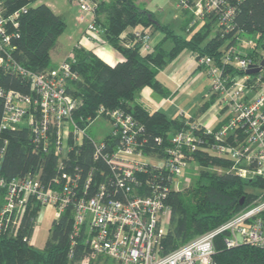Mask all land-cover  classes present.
<instances>
[{"label": "built area", "instance_id": "2783aa9c", "mask_svg": "<svg viewBox=\"0 0 264 264\" xmlns=\"http://www.w3.org/2000/svg\"><path fill=\"white\" fill-rule=\"evenodd\" d=\"M79 1L82 12L96 14L97 0ZM223 3L177 0L176 7L180 12L191 10L193 18L188 26L192 27L211 11L220 10ZM233 10L230 7L222 13L221 24L232 19ZM27 11L26 5L7 10L0 0V73L11 72L30 80L29 92L0 84L4 103L0 132L26 129L35 152L53 150L56 154L57 172L46 179L40 164L12 177L0 172V237L15 234L27 211L38 208L37 222L42 208L51 205L52 223L70 213L71 245L82 237L88 247L79 264H94L100 256L114 264H215L219 236L227 247L248 243L264 248V186L259 187L253 200L215 228L168 253L163 252L162 245L171 211L166 195L171 188L180 189L193 161L190 156L203 136L210 137V152L230 161L229 171L264 181V67L248 73L260 62L242 50L253 47L254 40L239 37L242 49L235 44L226 48L219 62L213 56L194 53L198 68L210 80L209 94L214 97L210 117L215 125L211 119L182 117L184 125L169 136L163 149L147 152L145 125L124 108L101 104L94 117L78 114L80 102L67 91L70 80L77 78L73 59L66 57L57 66L40 72L15 59V29ZM90 29L99 32L94 23ZM136 35L141 37L139 31ZM151 37L144 35L145 49L153 47ZM98 116L110 124L101 138L87 129ZM201 130L203 135L197 133ZM85 138L94 144V161L102 159L107 168L84 173L68 167L70 152ZM8 146L5 139L0 157ZM149 172L156 182L146 194L140 191L144 187L141 177ZM26 239L34 244L32 236Z\"/></svg>", "mask_w": 264, "mask_h": 264}, {"label": "trees", "instance_id": "16d2710c", "mask_svg": "<svg viewBox=\"0 0 264 264\" xmlns=\"http://www.w3.org/2000/svg\"><path fill=\"white\" fill-rule=\"evenodd\" d=\"M4 2L7 10L23 5L28 8L15 29V59L33 71L51 68L52 53L67 25L64 17L39 0ZM97 2L93 22L99 31H104L108 42L122 54L123 59L111 65L95 51L75 46L67 58L74 60L72 68L77 78L70 80L67 91L79 100L78 114L85 118L94 117L101 104L107 108L121 107L131 112L145 125L147 152L161 151L169 136L179 130L184 122L181 118H169L161 111H148L134 102L135 95L146 86L167 95L158 73L181 52L189 49L192 53L213 56L219 62L224 50L234 44L238 46L237 40L242 37L253 39L254 44L251 48L242 49L238 46V49L245 50L257 63L264 58V0H224L220 10L211 11L192 27L188 26L190 18H193L192 12L186 9L184 24L179 26L185 34L177 32L171 24H162L150 9L141 7L137 0ZM230 7L234 9L230 17L232 19L221 24L219 18ZM157 30L164 34L163 40L145 49L144 35H152ZM137 31L141 37L136 35ZM165 41H170L171 46H164ZM0 84L22 92L30 91V80L11 72L0 73ZM213 101L214 97L208 99L199 106L198 111H205ZM3 104L0 98V121ZM199 112L193 119L199 118L202 113ZM197 133L203 135L202 130ZM159 137L163 138V142L159 141ZM5 139L9 140V146L6 154L0 157V172L5 177L24 174L39 164L46 179L57 172L56 154L53 150L35 152L26 129L1 131L0 151ZM209 139V136H203V142L190 156L191 160L201 165L193 183L186 190L171 188L166 195L171 211L167 231L162 238L164 253L233 216L258 195L256 191L259 186H264L263 180H249L229 171L230 161L208 150ZM94 153V144L85 138L82 144H77L70 152L68 167L84 173L90 170L96 173L100 168H107L102 159L94 161ZM219 168L221 170H217ZM141 179L144 187L140 191L150 194L153 182H156L153 173L142 175ZM242 198L244 203L241 205ZM37 214L38 208L27 211L15 234L0 237V264H79L87 254L88 247L82 237L71 245L70 213L53 221L43 249L35 248L26 239L34 232V218ZM214 260L215 264H264V248L248 243L227 247L219 236L216 239ZM94 264L114 262L100 256Z\"/></svg>", "mask_w": 264, "mask_h": 264}, {"label": "crops", "instance_id": "0c3cea01", "mask_svg": "<svg viewBox=\"0 0 264 264\" xmlns=\"http://www.w3.org/2000/svg\"><path fill=\"white\" fill-rule=\"evenodd\" d=\"M177 19L180 20L179 26L182 25L185 20V18ZM78 23L80 24V26H78L76 35L69 36L70 40H68V43L70 47H66L67 45L59 40L57 48L52 53V67L57 66L61 61L68 57V55L72 52L71 50L75 46H83L87 49L95 51L101 58H103L111 65H114L123 59L122 54L108 42L104 31L101 30L99 32H94L93 34H91V32H88V19L84 22L78 20ZM151 36V42L154 46L164 38V34L160 30L153 32ZM163 44L166 47L171 46V44H167V41H165ZM174 65H178L174 70V75H169V72H167V74L164 72L166 69H169L171 67L173 68ZM193 68L194 70L199 69L195 62L194 53L190 51L189 56L186 55V57H184L182 61L181 59H179L174 63L173 60L159 71L158 77L163 82L166 88L167 95H163L155 91L153 88L146 86L136 93L134 102L142 105L150 112L161 111L165 113L169 118H182L190 115L194 117L198 116V113L197 115H195L191 113V110L195 106H197L198 103L199 106H201L205 101L211 99L212 97L209 94L210 82L207 83L205 85V88L201 90H199V86L197 83L193 84L194 79L192 80V77L194 75L190 76L188 87L187 85H185L186 82L181 83V81L190 74ZM160 74L165 77L166 81L162 79ZM205 81H208V77ZM185 92L187 94H190L191 96L195 95L193 102L190 103V105H188L186 108L182 105L184 102L183 94ZM212 106L213 104L207 107L205 111L198 112H202L201 114H199V118H202L204 120L211 119L210 123L215 125V119L210 117V115L212 114V112H210V108Z\"/></svg>", "mask_w": 264, "mask_h": 264}, {"label": "rangeland", "instance_id": "374dc122", "mask_svg": "<svg viewBox=\"0 0 264 264\" xmlns=\"http://www.w3.org/2000/svg\"><path fill=\"white\" fill-rule=\"evenodd\" d=\"M43 3L48 4L55 12L59 13L64 17V19L67 22L65 30L61 33L59 36V40L65 43L67 46L70 47L68 40L70 35H76L78 26L80 24L78 23V20L81 22L89 20L88 25V32H93L90 29V24H93L95 15L94 13H86L82 12L80 8V1L79 0H39ZM177 0H137V3L144 8H148L152 11V13L161 21L162 24H171L174 26L177 32L185 34V32L180 29L179 24L180 20L177 18H186V14L184 11H181L176 7ZM179 10V12H178ZM178 12V13H177ZM184 22L182 23V25ZM167 44L170 45L171 42L167 41ZM244 47V46H243ZM190 50L185 49L183 52L179 54V56L174 60V63L177 62L179 59L181 61L184 57L189 56ZM178 64V63H177ZM178 65H174V67L166 69L164 72L167 74L169 72V75H174V70ZM190 72L188 76H186L182 82H186L185 85L187 87L189 86L188 82L191 75H194L192 77V80L194 79L193 84H198L199 90L204 89L205 85L210 82L209 78L208 81H205L207 78V75L203 73L202 70L196 69ZM163 80L166 81L165 77L160 74ZM205 79V80H204ZM205 81V82H204ZM195 95L187 94L186 92L183 94V107H187L190 105V103L193 102ZM204 102V101H203ZM201 102V103H203ZM98 110V109H97ZM199 110V103L197 106H195L191 113L197 115ZM191 119L194 118V116L190 115ZM186 118V117H185ZM110 128V124L105 121L102 117L98 116L95 117L94 121L88 126V132L96 137L101 138L105 133L108 132V129ZM201 165L197 161H191L189 168L187 169V172L185 173L184 177L182 178V181L180 183V190H186L193 181L196 179L197 174L200 172ZM217 170H221L220 168ZM260 187V186H259ZM253 190V189H252ZM259 191V188L257 189V193ZM54 219V210L51 205H47L44 208H42V211L40 212L39 218L36 222V230L34 231V234L32 235V240L34 242L33 246L37 249H43L45 246V243L48 239V236L50 235V229H51V223Z\"/></svg>", "mask_w": 264, "mask_h": 264}, {"label": "water", "instance_id": "95a60500", "mask_svg": "<svg viewBox=\"0 0 264 264\" xmlns=\"http://www.w3.org/2000/svg\"><path fill=\"white\" fill-rule=\"evenodd\" d=\"M264 67V58L260 61V63L258 65H253L251 66L247 72L248 73H257L259 71H261ZM244 203V198L241 199L240 204L242 205Z\"/></svg>", "mask_w": 264, "mask_h": 264}]
</instances>
